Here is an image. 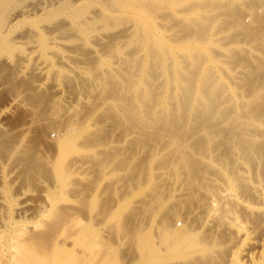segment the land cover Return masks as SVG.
Wrapping results in <instances>:
<instances>
[{
  "label": "rangeland",
  "instance_id": "obj_1",
  "mask_svg": "<svg viewBox=\"0 0 264 264\" xmlns=\"http://www.w3.org/2000/svg\"><path fill=\"white\" fill-rule=\"evenodd\" d=\"M108 1L0 0V264H17L14 263L17 259L20 264L21 258L26 260V264H45L43 255L55 251L68 264H264L261 256L264 253V125L256 128L251 121L245 120L234 131L240 132L234 134L237 137L234 136L235 141L246 137V143L243 141L241 144L246 153L250 151L247 156L245 152L244 155L233 149L229 141L227 143V138L233 136L229 130L233 127V124L229 126L234 122L230 119L232 116L227 119L229 122H214L211 126L222 131L223 135L216 137L219 141L213 137L211 146L213 149L217 147L216 151L212 150V158L204 159L196 154L199 144L204 145L206 140L203 141L201 131L196 132L195 129L194 133L191 128L189 132L185 129L183 136L178 132L180 138L177 137L179 134L175 138V135L167 133L166 128L137 126L132 118L127 122L117 112L106 115L100 105L106 94L97 84L94 86L90 82L85 71L88 67L96 70L102 62L109 60L110 63L117 60L111 63V67L116 68L125 59V53L143 54L130 42L132 29L127 33L123 31L138 21L131 20L137 14L132 11L124 13L122 6L120 9L116 7L119 0H110V4ZM256 1L259 7L254 4L252 10L240 1L238 10L231 8L234 13L224 8L211 12L221 19V25L212 30L214 33L217 29L212 37L217 40L216 44L196 42L184 33L189 37L180 39L184 35L176 27L179 26L178 19L184 20L186 14L183 13H179L181 17L177 14L174 25H178H172L173 28L170 26L173 20L165 22V18L163 23L161 17L156 18L157 31L167 37L164 39L169 45L172 43L175 49L178 48L179 54L183 52L184 45L196 46L195 50L209 45L207 51L213 53L210 54L213 58H208V53L205 60L209 59L207 65L216 68L214 75L221 79L217 78V82L220 80L226 84V90L231 91L230 86L232 92L237 89L235 93L245 100L252 89L264 86V42L261 39L263 49L256 48L251 42L255 40L253 36L257 39L262 36L264 40V0ZM184 6L177 9L185 10L187 7ZM163 9L158 14L165 16L169 10L165 13ZM234 14H241L238 20L244 19L242 22H246L243 24H247L250 31L232 24ZM130 20L134 21L133 24ZM227 21L229 27L226 29L224 23ZM10 22L13 25L7 34L5 27ZM84 27L90 30L86 31ZM82 30L85 31L83 35ZM114 36L117 41L112 40ZM119 36L122 38L118 39ZM173 38L181 41H173ZM222 45L231 49L229 53H225ZM133 49L139 54L133 53ZM244 52L249 55H244ZM110 63L102 71L106 67L105 70L109 71ZM221 65L230 71L226 74L230 76L226 77L228 80L222 76ZM230 65L232 70L228 69ZM85 100L87 102L84 103ZM255 104L264 111V95L257 98ZM250 109L247 112L251 117L253 112ZM136 126L142 129L133 128ZM64 130H71L77 140L60 159L55 146L64 140ZM182 146L183 149L188 147L186 152ZM227 149L232 150V154ZM251 151L255 154L257 151V155ZM181 152L193 159L192 168L199 173L196 174L199 186L203 185L206 190L198 193V189H194L197 186H187L189 179L186 181V178L190 174L184 168ZM259 154L262 157L259 158ZM222 157L227 159V163ZM174 165L184 175L179 179L182 180L181 185L185 180L183 183L187 184L183 185L188 188L176 189L173 185L168 188L165 180H158L159 186L164 184L161 185V193L167 195V204L172 205L176 201V192H183L177 204L181 213L172 217L170 223L177 230H182L184 221H187L185 214L191 208L199 218L194 223L195 232L191 239L179 237L168 241L159 217L163 210L153 214L144 208L140 182L148 180L152 168L161 166L166 172L165 179L171 178ZM232 173L233 176L230 175ZM231 178L236 179L235 185ZM212 190L215 191L214 197L209 195ZM145 192L151 195L149 188ZM148 197L147 200H151ZM206 218L212 219L213 225H207ZM34 223L37 224L35 228L32 226ZM199 239L211 245L209 256H203L194 247Z\"/></svg>",
  "mask_w": 264,
  "mask_h": 264
},
{
  "label": "bare ground",
  "instance_id": "obj_2",
  "mask_svg": "<svg viewBox=\"0 0 264 264\" xmlns=\"http://www.w3.org/2000/svg\"><path fill=\"white\" fill-rule=\"evenodd\" d=\"M240 1H242L243 4H245V5L248 4L250 6L251 10L253 9L251 7L255 8L254 4L257 7H259L257 5V1L255 2V0H128V1L122 0V4H121V0H119V5L116 4L117 5L116 7H118L120 9L122 6L123 7L122 9L125 11H123V10H121V11H123L124 13L128 12V11H132V12H135V14H137V16L135 15V18L131 19L132 18L131 17L129 19L134 20V21H135V19H137L138 21H136V23H135L134 21L130 20L131 23L134 22V24L132 23L133 24V25L131 24L132 27H126V29H123V31H126V33H127V31L132 29L131 30L132 35L130 36L131 41L130 40L129 41L132 42V44L134 43L135 47L138 46L139 47V49H138L139 53L142 51L143 54L141 56V53H140V55H139L140 57L138 55L134 56L133 53L134 52L138 53V51H136V49H133V53H132L133 55L128 53L129 54V56H128V54L125 53L126 56L125 55H124L125 57L123 56L125 58L124 60H121V57H120L119 60H121V62H120L121 65L119 63L116 66V68H112L111 63L113 64V62H116L117 60H115L111 63L109 60L106 62H102L101 65L97 66V67H99V69L97 67L95 68L97 71L94 69H90L89 67H88L89 69L87 68V71H85V73L87 74V78L90 80V82H92V84H94V86H95V84H97L100 87V89L106 94V97L101 99V101H100V105H101V107H104V111H105L106 115L113 114V112H117L119 115H121L120 117L122 119L126 120L127 122H130L131 121L130 118H132V120H134V121H136V123H138V125L136 124L137 126L141 125V127H142V126L147 125V126H150L152 128L156 127L157 129H162V130H164V128H166L168 130L167 133L169 135H170V133L173 134V136L175 135L174 136L175 138L179 133H181V136H183L185 129H186V132H189L190 128H191V131L193 130L194 133H195V129L197 130L196 132L201 131L204 135L203 141L205 140V138H206V140L204 142V145H202L203 143L199 144L198 148H200V149L198 152H196V154L203 157L204 159H206V158L208 159L210 157L212 158V154L214 153L213 151L217 147H215L213 149L211 146V142H213V140L216 137H219V136L221 137V133H222V131L220 132L219 130L213 128L211 125L217 121L229 122L228 120L232 119L234 122L232 123L231 122L232 120H231L230 121L231 123L229 126H231L233 124V127L230 129L228 127V129L230 130V134H233V136L231 135L230 137L227 138L228 139L227 143L229 141L230 145L232 146L233 149H237L238 151H241V153H243V154L245 152L246 155L248 153V155H249L250 151L247 150V153H246V150L244 151V149L242 148L243 143L241 144V142H243V141L246 143V141H245L246 137L245 136L239 137L240 139H239V141L237 140L238 141L237 142V141H235V137H236L235 135H236V133L238 135V133H240V132L234 133V131L238 127L241 126L240 122H243V121L245 122V120L251 121L252 125L256 126V128H257V126L264 125V111L262 110L261 106H259V105L257 106L255 104L256 99L259 98L260 96L264 95V86H259V87H261V89H256V90L252 89V92L250 93V95H248L247 99H245V100H244V98H241L238 93L237 94L235 93V92H237V89L235 90L236 87H234L235 92L234 91L232 92L233 88L231 86H230L231 91L226 90V88H225L226 84L224 85L222 81L219 82L221 79L218 78L216 75H214L215 71H216L214 69H216V68H213V66H211V65H207L208 64L207 61L209 62V59L205 60V58L207 57V54L209 52H211L210 50L207 51L208 49H210V48H208L209 45L208 46L204 45V47L202 46L204 44L203 42H205V43L209 42V43H215V44L217 42L216 39L212 38L214 36L213 34L215 32L217 33V29L215 30L214 33L212 32V30H213V27H216V26L218 27V25L219 26L221 25V19L218 15L211 14V12L218 10L219 8H224V10L227 9L229 11L231 8L238 10L239 9L238 8L239 7L238 2H240ZM117 2H118V0H117ZM260 2H262V0ZM108 3L110 4L112 2H110V0H109ZM258 4L260 5V3H258ZM113 5L114 4H111V7ZM182 5L183 6L185 5L187 8H185V6H184L185 10H182V11L178 10L177 8L182 6ZM113 8H115V7L113 6ZM163 8H167V10H169L168 11L169 14H168L167 10H164ZM161 9H163L165 11V13L167 12L166 15L164 14L165 16L158 14L160 12L162 13ZM257 9L259 10V8H256L255 10H257ZM260 9H262V8H260ZM116 10H118V9L116 8ZM231 11H232V9H231ZM119 12H120V10H119ZM123 12H121V13H123ZM241 12H242V14L244 13L243 11H241ZM179 13L186 14L185 16H183L184 20H183V18H182V20L178 19V23H179V26L181 25L180 26L181 28H179V26H177L178 25L177 22H176L177 24L174 25L175 21H177L176 17H178V16L181 17ZM257 13H256V15H257ZM177 14H179V15L177 16ZM231 16L232 15H230L229 17H231ZM239 16H241V14ZM239 16L235 15V19H234L232 24L234 25V23H235L236 25H240L242 27V29L246 32L250 31L249 26H247V24H245L246 26L243 24V23H246V22H242V21H245L244 19L242 21L238 20ZM74 17H76V16H74ZM159 17H161L162 20H160V19H158V20H160L162 22L165 18H166L164 20L165 22H166V20H169L170 22L173 20L172 21L173 24L172 23L170 24L171 27H172V25L174 27L177 26L178 28L176 27V30H178V32H180L182 34L183 33L189 34V36H192V38H194L196 42L198 40L201 41L203 43V44H201L202 47L199 46V49L197 47L198 50H195L196 49L195 45H194L195 46L194 48H191L190 46H186V45H184V47L180 46V47H182V51H183L182 52L183 54L180 53V54H182V55H180L179 52L177 51L178 48L175 49L176 47L174 48L172 46V43H171V45H169L167 43V41H165L167 39V37L165 35L158 34L159 33L158 32L159 26L157 24L156 18H159ZM240 19H241V17H240ZM226 20L227 19H225V21ZM121 21H123V20H121ZM180 21H181V24H180ZM257 21L261 22V20H259V19ZM168 22H167V24L169 25ZM119 23L120 22H118V24ZM127 23H129V21ZM227 23H228V21L224 23L225 24L224 27H226V29L229 27ZM12 25H13V23L10 22V24L7 27H5L7 34H8V31L11 30L10 28ZM180 29H181V31H180ZM84 30H86V28ZM84 30L81 31L82 35H83ZM87 30H90V29H87ZM123 31H120V32L123 33ZM131 31H129V32H131ZM123 34H121V35H123ZM182 34H181V36L184 35V34L183 35ZM261 34H262V32H261ZM177 35H178V33H177ZM87 36H89V34ZM185 36L186 35H184L183 38L181 37L180 39L184 40ZM115 37L116 36H114V39H112L113 41L116 40L117 37L116 38ZM120 37L121 36H119L118 39L122 38V37L121 38ZM165 37H166V39H164ZM247 37H248V35H247ZM261 37H258V39H257V36H255V37L253 36V38L255 40H252V41L250 40V41L252 42V44L254 43L253 46H257L256 48L259 47V48L263 49L262 42H264V40H263V37L262 38ZM250 38H251V36H250ZM176 39L177 38H173V41H176V42L181 41L179 39L178 40H176ZM256 39H257V41H256ZM261 39H262V42H261ZM195 41H194V43H195ZM253 41H255V42H253ZM252 44H251V46H252ZM225 45H222V47L225 50V53L226 52L229 53V51L231 49L226 47ZM210 47H211V45H210ZM113 48H115V47H113ZM115 50L117 51V49H115ZM205 53H206V56L204 57L203 55ZM210 54L211 53H209V55ZM209 55H208V58L212 57L211 55L210 56ZM244 55L248 56L249 53L246 52ZM214 58L216 59V56H214ZM211 59H210V61H211ZM211 62H214V60ZM109 63H110V68L108 67V69H110V70L106 71L105 70L107 68L106 67L104 69V71H102L103 67H105V65L108 66ZM216 64H218V63H216ZM241 64H243V63H241ZM231 65H230V68H228L229 66L227 67L230 70H232ZM247 65H249V64H247ZM251 66H253V63ZM117 67H119L120 69H118ZM220 67L219 68L223 74L222 75L223 78L230 77V76L226 75L229 70L227 71L226 68L224 67V65H221ZM219 68H218V70H219ZM253 69L251 68V70H253ZM105 71H106V73H105ZM218 73H219V71H218ZM216 74H217V72H216ZM217 78L220 79L218 81L219 83L217 82ZM228 82H226V83H228ZM113 83H115V85L117 87L114 86ZM233 83H235V82H233ZM228 85L229 84H227V86ZM233 86H234V84H233ZM236 86H238L237 88H240L239 85H236ZM250 87H251V85H250ZM253 90H255V91H253ZM229 91L232 93H229ZM129 95H130V97H129ZM85 102H87V100H85L84 103ZM250 107H251V109H250ZM248 109L252 110V112H253L251 117L249 116V112H247ZM230 116H232L233 118L231 117L229 119ZM110 118H111V116H110ZM133 125H134V123H133ZM137 126L133 127V128L136 129ZM209 126H211V127H209ZM141 127L140 128L138 127L137 129L140 130V129H142ZM228 129H227V132H228ZM63 134H64L63 135L64 140L62 142H60L57 146H55V148L59 152L58 155H59L60 159H63V157L68 153V151L71 150L70 147L73 145V143H75V140H77L75 138V134L71 130H67V131L64 130ZM224 134L226 135V131ZM241 134H242V131H241ZM241 134H239V136H242L244 133L242 135ZM222 135H223V133H222ZM227 135H228V133H227ZM61 136H62V134H61ZM179 136H180V134L177 137H179ZM213 137H214V139H213ZM223 138H224V136H223ZM229 138H231V139H229ZM216 139H218V138H216ZM173 140H174V138H173ZM201 140H199V141H201ZM225 140H226V138H225ZM218 141H219V139H218ZM247 141L249 142V140H247ZM177 144H180V143H177ZM219 144H218V147H219ZM209 145L212 149H210ZM248 145H249V143H248ZM252 145H254V143ZM252 145L250 144V148L252 147ZM179 146H181V145H179ZM259 146H260V144H259ZM183 147L184 146H182L181 149H183ZM195 147H197V146H195ZM205 147L207 148V150ZM147 148H149V147H147ZM185 148L183 149L184 151L187 150L188 147L185 146ZM257 148H258V146H257ZM257 148H255V149H257ZM195 149H194V151H195ZM251 149H252V151H254L253 147ZM222 150H224V149L222 148ZM237 150H235L234 152H236ZM215 151H216V149H215ZM227 151H229L230 154H232V150L230 151L229 149H227ZM178 152H179V150H178ZM185 152L184 153L181 152V154H182V158H183V162H184V164H183L184 168L186 167V170H187L186 172L190 174V176L188 178H186V181L189 179L187 182L188 184L186 182L184 184L183 183L185 181L184 180L182 182V185H181L182 180L179 181V179L182 178L181 176H184V175L182 173H180V171L176 167L177 165H174V167H173V172H172L171 178L169 177L168 179H165V173L166 172L162 168L163 166H161V167L152 168V170H150L148 180H145V182H142V181L140 182V194H141V199H142V205L144 206V208L149 209L150 212L153 214H156L157 212L160 213L163 210L161 212L162 213L161 216H159L160 215L159 213L157 215L159 217H161L160 220L162 223L163 231H164L168 241H173L179 237H188L189 239H191L193 237V234H194L193 232H195V228H194L195 224L194 223L199 218V215L195 211V209L191 208L190 210H188L187 214H185V215H187L186 216L187 219L185 218L187 221H184L185 225L183 226L182 230H177L175 225H171V223H172L171 220H172V217H174L175 215H179V213H181L180 210H178L179 205H177V204L180 202L179 199L181 200L183 192L182 191L176 192L175 197L177 199L175 198V200L176 201L178 200V201L172 202V205L168 202V204H169L168 205L166 203L167 202V199H166L167 195L163 196V194L165 192L163 194L161 193V190L163 191V187L161 188L162 184L160 183V186H159L158 180L163 179L168 183V185H167V183L165 184V185H167L168 188H170V186L172 187V185H173L174 188L178 189L179 187H181V189L183 190V188L186 187L184 185L187 184V186L189 185L191 187L197 186V188H194V189H196V190L198 189V191H197L198 193L200 191H202V189H204V188H202L203 185L199 186L200 182H199V178H197L199 176L196 175V174H199V173H197L198 171L195 172V170H193V168H194L193 167L194 163L192 161L193 159L189 158L188 157L189 154H187V153L185 154ZM223 153H225V150ZM259 153H261V151ZM149 154H150V152H149ZM253 154L257 155V151H256V154L255 153H253ZM237 155H239V154L237 153ZM244 155H243V157H244ZM226 156H227V154L225 155V157ZM240 156H242V155H240ZM250 156L252 157L251 154H250ZM250 156H249V158H250ZM259 156H261V155L259 154L258 157ZM262 156H264V155H262ZM216 157H218V156H216ZM214 159H218V158L214 157ZM222 159H223V161L227 160V159L224 160L225 158H223V157H222ZM244 162L246 163L247 161H244ZM225 163H227V161ZM228 164H229V162H228ZM233 164H234V162L232 163V165ZM222 166H223V163H222ZM224 167L225 166H223V168ZM202 168H200V169H202ZM227 168H226V170H227ZM233 168H234V166H233ZM229 171H230V168H229ZM229 171H227V172L228 173L232 172V171H230V172ZM199 172H201V170ZM230 175L233 176V173ZM235 175L236 174H234V176ZM184 178L185 177H183V179ZM230 181H232L233 185L236 184V179L231 178ZM163 183H165V182L163 181ZM205 187L207 188V186H205ZM148 188L151 191V195H149L150 192L147 193L148 196H150V198H151V200L148 199L149 201L147 200V198H149V197L147 196V194L145 192V190ZM186 188H188V187H186ZM159 189H160V191H158ZM204 190H206V189H204ZM210 192H211V190H210ZM213 192H215V191L212 190V194L209 192L208 193L210 196L212 195L214 197L215 195H213ZM158 193L161 195H159ZM162 196L165 198H163ZM216 196H217L216 198L219 197V195H216ZM222 198H224V197L222 196ZM213 200H214L213 202L216 201L215 199H213ZM219 200H217V201H219ZM217 203H219V202H217ZM19 210H22V209H19ZM204 221H205V223L207 222V225H213L212 219L208 220L206 218ZM11 224H13V222ZM191 224L194 226H192ZM32 226H34V228H35L37 226V224L34 223V225H32ZM32 226H31V228H32ZM33 238H35V237H33ZM164 242H165V239H164ZM183 243L185 245V243H187V242L184 241ZM29 245H30V241H29L28 245L26 244V246H27L26 249L29 248L28 247ZM185 246H187V245H185ZM210 246L211 245L209 243H207L206 241L199 239L194 247H197V249L199 250V252L203 256H209ZM141 248H142V246H141ZM8 249L10 250V247ZM56 249L58 250L59 248H56ZM142 249H144V248H142ZM9 250H8V252H9ZM27 250H29V249H27ZM45 251H46V249H45ZM34 253L30 252V254H34ZM261 253H262V251L260 252V254ZM27 254H29V253H27ZM36 254H38V253H36ZM25 256L28 257L29 255L28 256L25 255ZM31 256H33V255H31ZM261 256L264 258V253ZM80 257H78V258H80ZM13 258H14V256L12 257V259ZM15 258L17 259L18 257H15ZM30 258L31 257L28 258V261ZM42 259H43V262H45V264H68L67 261L60 259L59 254L56 251L55 252H48V253L46 252V254L43 255ZM81 259H82V257H81ZM81 259H80V261H81ZM21 260H22V262L21 263L19 262L20 264H26L25 259L23 260L21 258L20 261ZM18 261H19V259H17V262H16V260H14V263L18 264ZM24 261H25V263H23ZM71 261L69 263H72ZM73 261H75V260H73ZM80 261L77 260L78 263H80ZM7 262H9V261H7ZM37 262H38V260H37ZM29 263H30V261H29ZM32 263H33V261H32ZM72 264H74V262ZM84 264H85V262H84ZM228 264H230V262H228Z\"/></svg>",
  "mask_w": 264,
  "mask_h": 264
}]
</instances>
